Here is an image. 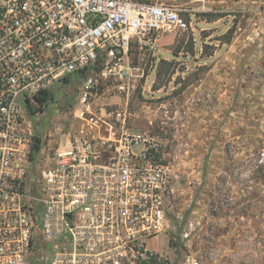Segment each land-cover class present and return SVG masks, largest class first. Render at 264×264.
Returning <instances> with one entry per match:
<instances>
[{"label": "built area", "instance_id": "obj_1", "mask_svg": "<svg viewBox=\"0 0 264 264\" xmlns=\"http://www.w3.org/2000/svg\"><path fill=\"white\" fill-rule=\"evenodd\" d=\"M226 1L0 0V264H161L172 170L128 127L129 102L146 51ZM110 96L116 111L97 103ZM52 104L74 129L54 124L50 145L34 118Z\"/></svg>", "mask_w": 264, "mask_h": 264}, {"label": "rangeland", "instance_id": "obj_2", "mask_svg": "<svg viewBox=\"0 0 264 264\" xmlns=\"http://www.w3.org/2000/svg\"><path fill=\"white\" fill-rule=\"evenodd\" d=\"M221 5L146 51V76L129 102L128 127L155 138V156L172 170L177 231L150 242L163 264L190 254L206 264H264V0ZM163 60L172 65L159 80ZM97 103L116 111L123 102ZM72 114L52 104L35 129L52 131L50 145L64 141L53 125L69 133ZM44 252L31 264H45Z\"/></svg>", "mask_w": 264, "mask_h": 264}, {"label": "trees", "instance_id": "obj_3", "mask_svg": "<svg viewBox=\"0 0 264 264\" xmlns=\"http://www.w3.org/2000/svg\"><path fill=\"white\" fill-rule=\"evenodd\" d=\"M171 65H172V62L167 61V60H163V61L160 63L159 71H158V78H159V80H160L161 77H162V69L165 68V67H167V69H170ZM159 87H160L159 85L156 86V88H159ZM36 149H37V150L40 149L39 144L36 145ZM155 158L158 160V159H159V155L155 156ZM170 242H171V244L173 243L172 240H171ZM161 264H163V263H161Z\"/></svg>", "mask_w": 264, "mask_h": 264}, {"label": "crops", "instance_id": "obj_4", "mask_svg": "<svg viewBox=\"0 0 264 264\" xmlns=\"http://www.w3.org/2000/svg\"><path fill=\"white\" fill-rule=\"evenodd\" d=\"M231 1H234V0H231Z\"/></svg>", "mask_w": 264, "mask_h": 264}]
</instances>
